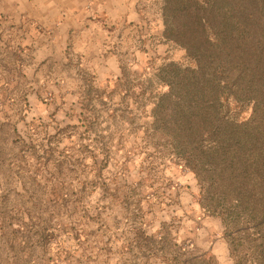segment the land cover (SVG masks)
I'll return each instance as SVG.
<instances>
[{
    "label": "rangeland",
    "instance_id": "rangeland-1",
    "mask_svg": "<svg viewBox=\"0 0 264 264\" xmlns=\"http://www.w3.org/2000/svg\"><path fill=\"white\" fill-rule=\"evenodd\" d=\"M4 1L0 119L16 120L29 146L0 145V264H174L164 259L170 243L203 254L201 264H264V237L234 233L206 211L195 173L142 138L152 104H142L138 80L165 61H188L162 39L159 0L67 5L77 18L59 45L56 0L14 11ZM34 145L52 148L55 164L39 163ZM164 227V251L138 244V228L160 237Z\"/></svg>",
    "mask_w": 264,
    "mask_h": 264
},
{
    "label": "trees",
    "instance_id": "trees-1",
    "mask_svg": "<svg viewBox=\"0 0 264 264\" xmlns=\"http://www.w3.org/2000/svg\"><path fill=\"white\" fill-rule=\"evenodd\" d=\"M159 2L162 39L183 49L188 61H165L153 76L138 80L142 104H152L151 121L145 123L142 138L195 173L206 211L221 215L234 233L263 238L264 0ZM122 69L120 80L129 82ZM246 107L251 113L241 118ZM4 118L0 119V145L10 139L20 152L25 151L29 145L18 132L16 120ZM53 139L56 134L46 141L51 145ZM32 147L39 163L53 159L55 164L52 148L37 153L38 145ZM54 232L44 228L45 242ZM136 232L138 244L145 241L153 252L166 249L169 231L165 227L160 237L142 228ZM172 245L175 248L164 255L165 260L174 264L204 261L203 254Z\"/></svg>",
    "mask_w": 264,
    "mask_h": 264
},
{
    "label": "crops",
    "instance_id": "crops-1",
    "mask_svg": "<svg viewBox=\"0 0 264 264\" xmlns=\"http://www.w3.org/2000/svg\"><path fill=\"white\" fill-rule=\"evenodd\" d=\"M4 2L7 3V0H5ZM9 2L12 5L11 9L14 11L17 10V8H15L18 7L17 4H20L21 6H27L28 8V6L30 5L41 3L42 0H10ZM78 2L79 0H56V44L58 45L60 43H63V40L68 39V30L71 26V24L69 25V21H72L77 18L72 8L67 5H73ZM30 13L35 12H33V9H31ZM31 17L37 19L38 16L36 17L31 14ZM36 52L40 54L44 52H46L47 54H51V52H49V49H47V45L44 43L36 44Z\"/></svg>",
    "mask_w": 264,
    "mask_h": 264
}]
</instances>
